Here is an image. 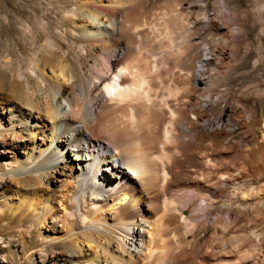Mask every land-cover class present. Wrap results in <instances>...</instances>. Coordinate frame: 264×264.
<instances>
[{
	"label": "bare ground",
	"instance_id": "bare-ground-1",
	"mask_svg": "<svg viewBox=\"0 0 264 264\" xmlns=\"http://www.w3.org/2000/svg\"><path fill=\"white\" fill-rule=\"evenodd\" d=\"M72 1L60 18L70 44L42 40L24 62L4 64L0 184L13 175L23 189L5 217L61 243L49 264H261L259 253H226L234 217L211 210L227 184L240 201L257 200L249 193L264 177V119L242 146L226 141L224 100L218 119L219 100L197 104L214 88L203 70L214 49L198 46L191 12L181 32L178 0ZM210 27L231 43L216 56L232 58L246 33ZM244 109L238 129L257 118Z\"/></svg>",
	"mask_w": 264,
	"mask_h": 264
},
{
	"label": "rangeland",
	"instance_id": "rangeland-1",
	"mask_svg": "<svg viewBox=\"0 0 264 264\" xmlns=\"http://www.w3.org/2000/svg\"><path fill=\"white\" fill-rule=\"evenodd\" d=\"M71 1L0 0V80L5 75L6 64L24 62L32 51L38 49L42 40L49 41L51 48L57 44L63 47L70 44V39L63 36L60 18L73 11L75 3ZM156 1L166 7L174 4V0ZM178 1L185 10H182L184 16L175 22L173 20V24L181 31L183 27L180 24L185 22V13L191 12L190 20L195 23V32L201 34L198 46L206 44L207 48L214 49V57L211 55L213 65L203 69L209 76V84L214 88L208 95L197 94V104L209 99L219 100L217 105L210 108L213 118L218 119V106L224 100L228 111L224 124L226 141L250 147L257 139L264 119V0ZM220 1L226 8L222 7ZM207 17L211 18V22H206ZM211 23L223 25L232 33L238 30L246 33V39L239 43L233 57L228 59L230 61L216 56L219 49L226 52L231 43L226 35L216 33L210 27ZM206 96L209 98L206 99ZM245 104L255 107L257 118L251 128L242 126L238 129L246 116ZM234 129L237 131L233 132ZM247 155L242 154L244 157ZM254 181L250 185L249 195L256 201H240L237 194L233 193L238 186L227 184L226 201L211 212L226 210L234 217L233 220H226V253H233L238 258L251 257L252 252L259 253L261 264H264V192L257 196L255 194L256 187L264 186V177ZM247 183L244 181L242 185L246 186ZM22 190V184L13 175L4 178L0 184V264H49L57 257L61 243L57 241L56 246H53L55 244L45 238L47 233L43 228L44 237L36 238L35 229L30 224L12 223L3 213V207L15 205L17 197L23 194Z\"/></svg>",
	"mask_w": 264,
	"mask_h": 264
}]
</instances>
